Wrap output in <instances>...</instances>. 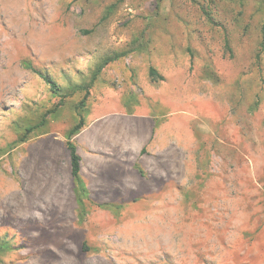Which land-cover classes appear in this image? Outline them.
I'll use <instances>...</instances> for the list:
<instances>
[{"label": "rangeland", "instance_id": "1", "mask_svg": "<svg viewBox=\"0 0 264 264\" xmlns=\"http://www.w3.org/2000/svg\"><path fill=\"white\" fill-rule=\"evenodd\" d=\"M263 27L264 0H0V264H264ZM136 39L81 115L25 66L82 85Z\"/></svg>", "mask_w": 264, "mask_h": 264}, {"label": "trees", "instance_id": "2", "mask_svg": "<svg viewBox=\"0 0 264 264\" xmlns=\"http://www.w3.org/2000/svg\"><path fill=\"white\" fill-rule=\"evenodd\" d=\"M211 4L214 5V0H211ZM116 9V5H113L110 7V11H114ZM204 13L207 16L209 22L211 24H216V15L213 14V7L210 5L207 8H204ZM139 44L140 39H136L133 41L131 47L129 49H126L124 51H115L111 54L106 55L104 58H102L101 62L97 66L96 70L93 72L91 79L89 83L82 84V85H71L68 87H63L60 85L51 75L45 73L44 71L35 68L32 63L27 62L25 63L27 69L32 70L34 73L39 75L45 83L50 87V90L55 98L60 99V105L63 106L66 101L70 98L75 97L76 95L80 93H86L85 98L82 100V102L75 107L76 114L81 115V112L85 111L87 108V99L88 94H90L91 89L95 86L96 82L98 81L99 77L105 70L107 66H109L111 63L120 61L128 56H130L132 53L137 52L139 50ZM226 49L229 53L233 52L231 41H230V34L227 29L226 31ZM264 56V27L261 31V42H260V52L257 55V61L261 60V58ZM150 75L153 78L161 77L163 78L159 71L155 67L150 68ZM264 81V78H263ZM259 105V103H257ZM258 105H256V109L258 108ZM58 107L54 111H51V113L56 112ZM81 111V112H80ZM46 125V119H44L40 124L36 126H30L26 129V133L28 135L32 134L35 130L39 129L42 126ZM85 127V119L82 118V120L74 126L68 133H67V145L69 150L71 151V166H72V175L74 178V182L77 188L78 192V203L80 207V220H84L87 215V204L86 201L90 200V194L89 190L84 182V180L81 178V157L77 152L76 146L74 145V138L81 133L83 128ZM26 141V137L22 139V142ZM2 152V151H1ZM0 152V153H1ZM2 251H8L12 248L11 244L7 241H2L0 246Z\"/></svg>", "mask_w": 264, "mask_h": 264}, {"label": "crops", "instance_id": "3", "mask_svg": "<svg viewBox=\"0 0 264 264\" xmlns=\"http://www.w3.org/2000/svg\"><path fill=\"white\" fill-rule=\"evenodd\" d=\"M78 136V135H77ZM121 155H122V153H121ZM123 157V156H122ZM124 162H126L124 159H122ZM88 182L89 183H91V184H93V182H92V179L91 178H88Z\"/></svg>", "mask_w": 264, "mask_h": 264}]
</instances>
